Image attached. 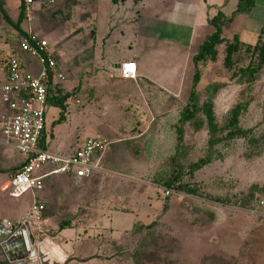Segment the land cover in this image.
Masks as SVG:
<instances>
[{
	"label": "rangeland",
	"instance_id": "obj_1",
	"mask_svg": "<svg viewBox=\"0 0 264 264\" xmlns=\"http://www.w3.org/2000/svg\"><path fill=\"white\" fill-rule=\"evenodd\" d=\"M19 2L0 0L15 22L20 13ZM207 3L231 15L237 0H207ZM202 4L199 0H120L117 4L112 0H58L52 8L35 11L32 21H22V31L39 33L51 41L58 66L65 75L63 80L56 79L51 87L46 113L48 150L69 155L93 136H102L111 142L110 154L97 178L100 182L95 186L97 206L91 207V213L95 214H87L92 199L80 197L78 187L51 184L45 188L56 201L51 211L58 214L57 218L44 221L43 232L35 234L40 242L48 239L47 247L44 246L48 249L46 253L62 258L71 255L69 264H264V223L255 214L260 209L258 201L264 200V67L254 80L242 71L253 59L247 47L256 43L261 28L264 29V0H258L248 15H237L233 22L225 25L222 32L225 42L217 45L216 59L199 64V105L213 100L221 142L210 153L208 123L200 109L185 125L178 160L172 159L177 145L175 127L192 87L194 63L190 56L214 30L199 24L191 55L185 59V41L194 29L195 16L200 14ZM127 13H131L130 20L137 21L129 26L133 50L144 54L150 78L166 86V90L151 88L150 98L145 95L140 101L130 99L119 105L121 97L107 88L119 85L121 79L101 80L103 55L97 50L95 38L98 36L99 43V37L117 20V15ZM162 19L172 24L163 23ZM161 32L163 37L158 36ZM235 34L240 37L239 50L228 66L226 44L233 41ZM118 35L119 32H113L110 42ZM22 36L0 12V80L4 79V62L8 56L20 53ZM262 38L264 40V33ZM123 43L122 39L120 47L114 49L116 54H125L123 46L128 43L121 45ZM24 56L28 62L30 59L35 63L29 55ZM164 69L169 73H164ZM101 85H106L103 91L98 88ZM66 95L69 96L63 106L58 105L55 99ZM76 99L81 100V104L76 103ZM237 103L246 106L240 114L239 126L249 133L229 139L225 126ZM4 114L5 108L0 103L1 141ZM143 130L144 135L136 136ZM209 154L208 164L188 172L193 163ZM22 160L24 156L16 148L0 142V170L5 171L1 179L11 176ZM177 166L184 171L183 182L212 195L245 199L247 206L220 204L171 189L167 193L163 182ZM57 177L67 178V175L56 174L49 178ZM35 195L40 196V193ZM33 200L30 193L21 198L11 197L8 190L0 194V220L16 216V206L28 207ZM165 202L167 210H164ZM64 205L68 210L75 207L76 213L66 214L70 212ZM57 207L61 212L53 210ZM107 210L131 212L133 217L127 219L136 223L134 229L119 234L117 239L107 233H93L91 222H100L103 228L101 223L106 213L101 214ZM47 214L45 212L44 217L47 218ZM62 220L70 221L72 228L78 231L87 227L86 236L97 240L85 239L83 233H76L71 244L73 237L64 239L65 235L62 234L64 238L58 235L57 226ZM151 223L153 226H148ZM51 240L64 249L67 247L68 255Z\"/></svg>",
	"mask_w": 264,
	"mask_h": 264
},
{
	"label": "built area",
	"instance_id": "obj_2",
	"mask_svg": "<svg viewBox=\"0 0 264 264\" xmlns=\"http://www.w3.org/2000/svg\"><path fill=\"white\" fill-rule=\"evenodd\" d=\"M58 0H20L24 19L32 21L34 12L52 8ZM21 50L36 59L40 65L38 73L27 66V61L19 56H8L5 78L0 80V102L5 108L1 124L2 142L16 148L25 161L10 177L12 188L17 192L35 193L44 187V179L52 174H71L78 178H90L99 169L100 159L107 151L110 140L100 136L88 137L70 155L50 152L40 145L46 127V108L51 87L56 79L63 80L65 75L59 70L50 40L36 32H28L22 38ZM121 77L135 79L138 67L135 61H126L119 68ZM76 103H81L76 99ZM98 155L95 162L93 157ZM51 165L47 172L42 169ZM167 193L169 191L167 190ZM264 200L260 201V207ZM45 205L34 199L28 214L18 220L2 222L6 228L15 231L25 229L33 235L43 232ZM255 214L264 223V211L259 208Z\"/></svg>",
	"mask_w": 264,
	"mask_h": 264
},
{
	"label": "crops",
	"instance_id": "obj_3",
	"mask_svg": "<svg viewBox=\"0 0 264 264\" xmlns=\"http://www.w3.org/2000/svg\"><path fill=\"white\" fill-rule=\"evenodd\" d=\"M179 1L181 2L182 0H179ZM199 1H201V3L203 2V4L201 5V10L199 12L200 14L195 16V18L197 17V20L193 24L194 29H192L188 40L185 41V43L187 44V49H186L187 51H186L185 59H186V57H189L191 55L192 45H193L194 39H195L194 35H195L196 31L198 30L199 24H203L204 26H206L208 18L214 16L217 13V11L219 10V9H214V5H209L207 3V0H199ZM114 4H117V3H114ZM257 4H258V0H257ZM236 5H237V3H236ZM120 15L124 16V14L117 15V20L112 21V23L108 27L107 31L102 36L99 37L100 38L99 43H97L98 36H97V38H95V44H96L97 50H100V52L103 55V57H102L103 58V65L101 67V71L99 72V74L101 75V80L106 81V80L115 79V78L121 79V83L119 85H110V86L107 85V87L109 86L107 88V90L111 91L110 93H113V94L117 93L119 95V97H121V99L119 100V105H122L123 102L127 103V101L130 99L134 100V101L135 100L140 101L142 96L145 97V95L150 94L151 88L156 89L158 87H161V88H164L166 90V86H162L160 83H157L153 79L150 78V75L148 74V71L146 70V67H145L144 54L142 52L138 51L137 49L133 50V47H132L133 41L128 36L130 34L129 26H130L131 22H132L131 24H135L137 21L130 20L129 16L131 15V13H127L122 18L119 17ZM250 16H251L250 18H252V14ZM148 21L152 22V21H156V20H149L148 19ZM161 22H163V23L167 22L168 24H172V23H169L170 21L164 20V19H162ZM132 28L134 29V27H132ZM113 32H116V33L119 32V35H118V37H116V39H113L110 42V38H111V35L113 34ZM160 34L161 35H158V36H160V37L164 36L163 35L164 33L161 32ZM125 36L128 37V40H126V41H125ZM122 39H123L124 43L121 45L128 43L125 45V47L123 46V50H125V54H116L117 52H114V49H118V47H120V41ZM174 41L176 42V39H174ZM164 42L168 44L167 38H164ZM50 43H51V41H50ZM113 45H115V46H113ZM51 47L53 49V53L55 56V51H54V48L52 46V43H51ZM138 48L140 49V46H138ZM123 50H121V52ZM164 50H166V48ZM196 52H197V50L195 51V53ZM194 55L192 54L190 57H193ZM190 59H192V58H190ZM34 60H36V59H34ZM26 61H27L28 68H30L33 72L38 73L40 71V65L37 63V61H35V63L31 62L30 59H29V62L27 59H26ZM126 61H135L136 62L137 67H138V75L135 79H127V78L121 77L120 72H119V68H120L121 64L126 62ZM168 64H169V62H168ZM109 67H111V69ZM58 68L60 71H62V69L60 67H58ZM163 72L169 73V70L164 69ZM4 78H5V76H4ZM103 87H106V85H101L98 88H100V90L103 91L104 90ZM149 98H150V95H149ZM78 104H81V103H78ZM47 107H48V105H47ZM46 113H47V108H46ZM144 134H145V130H143L141 133H137L136 136H142ZM44 135H45V139L43 138L44 139V141H43L44 148L48 150V147H47L48 145L46 144V127H45V131H44ZM100 137H102V136H100ZM1 139H2V137H1ZM0 142H1V144H4L1 140H0ZM80 146L78 148H80ZM109 154H110V149H108L102 155V157L100 159L99 169L95 170L92 173V176L90 178H87V179L78 178V177H75L71 174H64V175H67V178L66 177L49 178L52 175H56V174H52V175L47 176L44 179V187L41 190L36 191V192L40 193V196H36L35 195L36 192L33 193L32 191H23V192H17L16 193V191L12 188L11 184H8L10 181V177H11L10 175H8L7 179H1L0 178V194H3L8 190L11 197L21 198V197L25 196L26 194L30 193L31 195H33L34 199H37L41 203H44L45 211L48 209V212L46 211V213H48L47 218L45 217V220H44L46 222V221H49V219L57 218L58 214H56L55 212L52 213V211H51V208H53L52 203L56 202V201H54L53 196H51L50 194H48L47 192L44 191L45 188L47 186H50L51 184H55V185L59 184V185H62L63 187H67V186L72 184V185L78 187L80 191H82V192L79 191L80 197L85 199V197L87 196L88 198L92 199V201L90 203L91 206L89 207V211H87V214L88 213L89 214H92V213L95 214L94 212L91 213V207L95 208L97 206L96 197H98L97 196L98 192H97L95 186L98 185V183L100 182V180L97 178H98L99 172L101 171V169H103L102 166L105 164V160H107V157L109 156ZM61 155H64V154H61ZM98 157H99L98 155H95L93 157V160L96 162L98 160ZM24 161H25V157H24V160H22L21 166L24 163ZM47 166H45L42 169V172L50 171L49 169H46ZM2 172H5V171L0 170V177H1ZM7 172L8 171H6V173ZM80 187H83V188H80ZM11 190H13V192H10ZM46 203H48V205H46ZM31 205L28 207L27 206H25V207L16 206L15 207V211L17 213L16 216L13 215V217H11V218L4 217L2 220H0V222H4L5 220L15 221V220H18V219L25 217L28 214ZM263 207H264V205L262 207H260V210H262ZM74 208L75 207H73L72 210H68L67 206H65L64 209H66V211L70 212V213H66V214H68V215L72 214L73 215L76 213V212H74V210H75ZM53 210L54 211L59 210V212H61V210L58 207L56 209H53ZM80 211L83 212L82 209H80ZM63 212H65V211H63ZM104 213H106L105 216H103V218L104 217L105 218L103 219L104 221L101 224L104 225L103 228H107V229H103L100 225V222L94 221V222H91V225H90L94 228L92 231L93 233L96 232V234H101L103 232V233H107L109 235H112L113 238L117 239V236L119 234L128 233L129 231L134 229V226L136 223H133V221L129 222V220L127 219V217H130V216H131V218L133 217V214L131 212L123 211V210H107V211H104L101 214V216L104 215ZM63 215H65V214H62V216ZM109 218H113V220H111ZM107 219H109V220H107ZM59 223H58V226L56 225L58 227V235L59 236H62V234L65 235V238L62 236L64 239H71L73 237L72 238L73 241L71 240L72 241L71 244H73V242H74V236L77 237V235H80V233H83L86 236L89 233V231H86L87 227L84 228L85 226L80 228L79 231L77 230L76 227L72 228V226L65 228L63 230H60L59 229ZM76 233H78V234L76 235ZM34 237H35V244L33 245V249H35V251H36V259L38 260V264H45V263L46 264H69L70 263L69 259L72 258L71 255H70L71 257L70 256H68V257L63 256V258H62V256H56L52 253H46L48 251V249L44 248V246L47 247L46 243H48V241H47L48 239H45V241H44L45 244H44V242H40V239L37 235H34ZM79 237H81V236H79ZM85 239H89L92 241L97 240V239H93V237H89V236H86ZM51 243L53 244L54 241L51 240ZM54 244H56V243H54ZM67 245L68 244L66 243V246ZM57 246H59V248L63 252H65V254L68 255V253H67L68 248L67 247H65V249H64L60 245H57ZM41 252H42V255H41ZM49 252H51V251H49ZM76 256L77 255H75L73 258H75ZM41 257H44V258H41ZM82 257H84V256H82ZM5 259L7 260L6 254H4L3 250L0 248V261L5 260Z\"/></svg>",
	"mask_w": 264,
	"mask_h": 264
},
{
	"label": "trees",
	"instance_id": "obj_4",
	"mask_svg": "<svg viewBox=\"0 0 264 264\" xmlns=\"http://www.w3.org/2000/svg\"><path fill=\"white\" fill-rule=\"evenodd\" d=\"M120 0H112L113 3H118ZM257 0H238L236 9L231 15H227L224 13L221 9L217 11V13L209 17L207 20V25L209 27H212L214 30L205 36L202 43L198 46L197 52L192 57V61L194 63V74H193V81H192V87L189 93L188 103L185 107V109L181 112V115L178 119V122L176 124L175 130H176V153L172 156V159L175 161L178 160L179 155L182 151V146L184 143V133H185V125L192 121L196 115L198 114L199 110L202 109L204 112V115L207 119L208 123V130L210 133V139H209V151L213 150L216 144L221 142L222 137L218 136V133L221 131L216 123V117L214 112V103L212 99H209L206 101L202 106L199 105L198 101V90L197 85L200 82L201 79V72L199 70V64L206 63L208 60H215L218 54L217 51V45L219 43L225 42L224 37L222 36L223 27L235 19L237 15H248L253 11V9L256 7ZM20 13L17 18V21H13L11 17L9 16V13L7 12V9L3 4H0V12L3 16V19L12 25L16 30L21 32L23 34L22 38L27 35L24 31H22L20 25L22 21L24 20V9L21 5H19ZM264 33V29L261 28L260 34L258 37V40L253 46H248L247 50H251L253 59L250 61V63L242 69L244 73H249L251 76V80H254L257 73L264 67V40L262 38V35ZM22 38L20 41H22ZM239 35L235 34L233 37V41H227L226 44V56H225V63L230 66L233 62V55L235 52L239 50ZM21 44V42H20ZM26 55L20 48V53L16 56H19L20 58H25ZM56 58V57H55ZM8 59V58H7ZM7 59L4 62V71L7 70ZM256 59V61H254ZM69 95H66L65 97H61L59 99H55L56 103L60 106H63L64 100ZM245 105L242 103H237L232 109L230 113V117L228 120L227 125L225 126V129L228 131L226 134V137L229 139L236 138L238 136H246L249 133V130L243 129L241 126H239V117L241 112L245 109ZM61 118H64L62 115ZM45 139V135L43 136ZM42 138L40 145L44 147V139ZM211 155L209 154L205 158H201L199 161L193 163L191 167L188 169V172H195L199 169H201L203 166L208 164L211 160ZM183 170L181 166H177L174 170V173L166 179L163 182V185L167 190L171 189L176 192H182L187 195L192 196H198L203 198L204 200H210L212 202L220 203V204H237L241 207H246L247 203L245 199L240 200H234L228 197L223 196H216L209 193L203 192L199 187H194L193 185L183 182ZM253 196V194H252ZM168 199V198H166ZM247 199V198H246ZM261 201V200H260ZM260 201L258 203L260 204ZM258 204V206H259ZM168 205L167 202L164 203V210H167ZM46 211H44L45 214ZM148 226H153L152 223ZM71 227V222L68 220H62L59 223V229L63 230L65 228Z\"/></svg>",
	"mask_w": 264,
	"mask_h": 264
},
{
	"label": "water",
	"instance_id": "obj_5",
	"mask_svg": "<svg viewBox=\"0 0 264 264\" xmlns=\"http://www.w3.org/2000/svg\"><path fill=\"white\" fill-rule=\"evenodd\" d=\"M34 244L35 237L30 231H15L14 227L6 228L0 222V248L6 254L8 264H38Z\"/></svg>",
	"mask_w": 264,
	"mask_h": 264
},
{
	"label": "flooded vegetation",
	"instance_id": "obj_6",
	"mask_svg": "<svg viewBox=\"0 0 264 264\" xmlns=\"http://www.w3.org/2000/svg\"><path fill=\"white\" fill-rule=\"evenodd\" d=\"M3 253H4V252H3ZM0 264H8V260H6V259H5V260H1V261H0Z\"/></svg>",
	"mask_w": 264,
	"mask_h": 264
},
{
	"label": "bare ground",
	"instance_id": "obj_7",
	"mask_svg": "<svg viewBox=\"0 0 264 264\" xmlns=\"http://www.w3.org/2000/svg\"><path fill=\"white\" fill-rule=\"evenodd\" d=\"M41 255H42V252H41ZM41 258H44V257H41ZM54 261V260H53ZM50 262V261H49ZM46 264V263H45Z\"/></svg>",
	"mask_w": 264,
	"mask_h": 264
}]
</instances>
